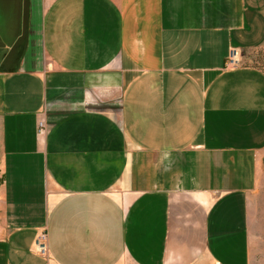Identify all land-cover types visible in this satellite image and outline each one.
<instances>
[{"label": "crops", "instance_id": "obj_1", "mask_svg": "<svg viewBox=\"0 0 264 264\" xmlns=\"http://www.w3.org/2000/svg\"><path fill=\"white\" fill-rule=\"evenodd\" d=\"M262 49L264 0H0V264H251Z\"/></svg>", "mask_w": 264, "mask_h": 264}, {"label": "rangeland", "instance_id": "obj_2", "mask_svg": "<svg viewBox=\"0 0 264 264\" xmlns=\"http://www.w3.org/2000/svg\"><path fill=\"white\" fill-rule=\"evenodd\" d=\"M240 66L256 67L264 71V49L256 51L246 59L240 58ZM251 264H264V161L260 181L250 199Z\"/></svg>", "mask_w": 264, "mask_h": 264}, {"label": "built area", "instance_id": "obj_3", "mask_svg": "<svg viewBox=\"0 0 264 264\" xmlns=\"http://www.w3.org/2000/svg\"><path fill=\"white\" fill-rule=\"evenodd\" d=\"M241 67L240 66V59L238 56L237 51H232L230 58L228 59V62L226 64V69H237ZM46 124L42 121L38 125V135L40 137H44L46 135ZM36 248L40 255L43 257L48 256L49 247H48V235L46 231H43L39 234L37 240H36Z\"/></svg>", "mask_w": 264, "mask_h": 264}]
</instances>
